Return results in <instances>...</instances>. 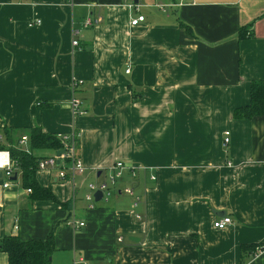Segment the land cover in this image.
<instances>
[{"label": "crops", "instance_id": "0c3cea01", "mask_svg": "<svg viewBox=\"0 0 264 264\" xmlns=\"http://www.w3.org/2000/svg\"><path fill=\"white\" fill-rule=\"evenodd\" d=\"M133 2L144 21L131 26ZM260 79L264 0H0V143L4 127L21 148L30 127L74 130L83 167L36 171L56 200H31L20 172L0 188V239L53 230L50 264H264V116L232 118ZM116 162L89 208L87 185Z\"/></svg>", "mask_w": 264, "mask_h": 264}, {"label": "trees", "instance_id": "16d2710c", "mask_svg": "<svg viewBox=\"0 0 264 264\" xmlns=\"http://www.w3.org/2000/svg\"><path fill=\"white\" fill-rule=\"evenodd\" d=\"M178 24L186 33L193 36L188 25L182 22ZM245 31H241L240 28L238 36H243ZM254 116H264V79L251 81L248 103L232 111V118L235 119H249ZM24 132L28 137L29 151L19 146V140L15 137L17 130L7 127L3 128L4 142L0 143V149H7L11 159L19 166L21 184L31 190L29 197L31 200H56L49 188L41 186L36 180L38 160L44 157L37 155L36 152L49 150L55 153L63 148V143L56 133L45 132L38 126L30 127ZM64 204L69 206V201ZM53 250V230L43 239L23 241L17 235H4L0 239V251L5 252L7 264H50Z\"/></svg>", "mask_w": 264, "mask_h": 264}, {"label": "built area", "instance_id": "2783aa9c", "mask_svg": "<svg viewBox=\"0 0 264 264\" xmlns=\"http://www.w3.org/2000/svg\"><path fill=\"white\" fill-rule=\"evenodd\" d=\"M138 3H130L128 5V8L130 10H134L137 15L135 17L130 16L129 17V24L131 26L137 25L138 23L144 21V16L138 13ZM101 21L100 17L92 18L91 16H87V18L84 21V27L92 26L94 24H97ZM39 21L30 22V24L38 23ZM72 46H77L78 41L72 40L71 42ZM129 71L128 67L125 69V72L127 73ZM81 81L74 80L71 84V89L74 91L76 86L80 84ZM80 101L75 98L71 97L69 101V106L71 108L72 113L74 114H82V111H80L79 108ZM229 131H224L223 133V143L226 145L229 142ZM57 137L61 139V142L63 143V152L60 155H52L48 157H42L38 160L37 163V170L40 169H55L58 172V177L60 178H73V176L77 173H80L83 169L82 163L80 161L79 155H78V134L76 131L72 130L69 133H58ZM2 140V137L0 136V141ZM20 143H22V148L25 151H29V148L27 145L28 143V137L26 135H22L20 137ZM114 168L116 169V172L113 175H110L109 181H105L100 184H89L88 189L89 192L85 195V200L89 202V208L93 207V204L91 203L94 200L93 193L96 190H100L102 192V197L107 199L111 192H110V185H113L116 178H118L121 175V169L125 168V165L122 162H116L114 163ZM133 170V168L131 167ZM20 172L19 166H17V163L13 161L10 157L9 151L7 149H0V188L6 189L10 186L12 183L11 177L13 175H16ZM153 178V177H152ZM27 193H30V189H25ZM125 192L127 194H133L131 188H126ZM137 202V201H136ZM135 202V204H136ZM139 218V215L136 216ZM16 222V221H15ZM231 218L229 216H223L221 218L216 219L213 222V226L216 229L222 230L227 225L231 223ZM71 226L73 228L81 227L83 226V222H75L72 218ZM15 229H17V224L15 223ZM120 240V238L118 239ZM261 249V247H255L254 252H258ZM76 264V263H74Z\"/></svg>", "mask_w": 264, "mask_h": 264}, {"label": "water", "instance_id": "95a60500", "mask_svg": "<svg viewBox=\"0 0 264 264\" xmlns=\"http://www.w3.org/2000/svg\"><path fill=\"white\" fill-rule=\"evenodd\" d=\"M63 152V149H60L58 151H56V155H60L61 153ZM1 175V174H0ZM12 180H16V175H13L11 177ZM93 197H94V201H99L102 197V192L100 190H96L94 193H93ZM129 241H132V242H138V238L136 237H133V236H130L129 238Z\"/></svg>", "mask_w": 264, "mask_h": 264}, {"label": "rangeland", "instance_id": "374dc122", "mask_svg": "<svg viewBox=\"0 0 264 264\" xmlns=\"http://www.w3.org/2000/svg\"><path fill=\"white\" fill-rule=\"evenodd\" d=\"M38 153H44V154H51V151H49V150H42V151H38ZM109 178H110V175H106V177H105V180L104 181H109ZM117 179V178H116ZM117 182V181H116ZM88 186V185H87ZM109 186H110V189H111V187H113V185H110L109 184ZM88 188V187H87Z\"/></svg>", "mask_w": 264, "mask_h": 264}]
</instances>
